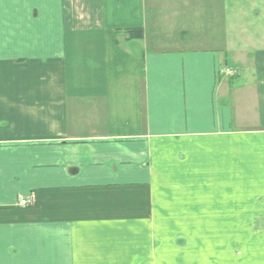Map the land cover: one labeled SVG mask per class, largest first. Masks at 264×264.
I'll list each match as a JSON object with an SVG mask.
<instances>
[{
	"label": "crops",
	"instance_id": "1",
	"mask_svg": "<svg viewBox=\"0 0 264 264\" xmlns=\"http://www.w3.org/2000/svg\"><path fill=\"white\" fill-rule=\"evenodd\" d=\"M235 2L0 0V264H246L264 5Z\"/></svg>",
	"mask_w": 264,
	"mask_h": 264
},
{
	"label": "rangeland",
	"instance_id": "2",
	"mask_svg": "<svg viewBox=\"0 0 264 264\" xmlns=\"http://www.w3.org/2000/svg\"><path fill=\"white\" fill-rule=\"evenodd\" d=\"M239 1L241 2V5L245 7L244 9H248V10L251 6L255 7L259 5L261 6L264 5L262 3V0H239ZM234 2L235 0H232L231 5L234 4ZM233 7L234 6L231 7L232 21L233 20L235 21L236 14L233 12L234 10ZM247 228L249 229L248 232H231L230 234L232 239L234 238L237 239L235 244L231 241L232 244H234V246L232 247H234V250H236L235 253H237L236 257L238 258L239 256L238 251H241L244 252V256L240 255L239 258L245 259L246 264H264V232H251L253 230H256V227L254 226L253 222H247ZM230 255H232V253L228 254V256ZM223 256L224 254H222L221 260L223 259Z\"/></svg>",
	"mask_w": 264,
	"mask_h": 264
},
{
	"label": "built area",
	"instance_id": "3",
	"mask_svg": "<svg viewBox=\"0 0 264 264\" xmlns=\"http://www.w3.org/2000/svg\"><path fill=\"white\" fill-rule=\"evenodd\" d=\"M228 72L231 74V75H234V73L231 71V70H228ZM35 202L34 198H21L20 199V205L23 206V207H27V206H31L33 205V203Z\"/></svg>",
	"mask_w": 264,
	"mask_h": 264
},
{
	"label": "trees",
	"instance_id": "4",
	"mask_svg": "<svg viewBox=\"0 0 264 264\" xmlns=\"http://www.w3.org/2000/svg\"><path fill=\"white\" fill-rule=\"evenodd\" d=\"M134 33H138L137 31H134ZM141 32H139V35H140ZM132 37V36H131Z\"/></svg>",
	"mask_w": 264,
	"mask_h": 264
}]
</instances>
